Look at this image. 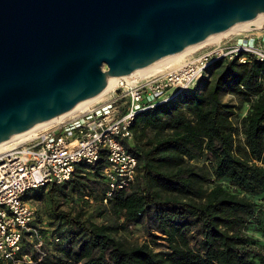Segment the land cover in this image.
I'll list each match as a JSON object with an SVG mask.
<instances>
[{
    "label": "trees",
    "instance_id": "1",
    "mask_svg": "<svg viewBox=\"0 0 264 264\" xmlns=\"http://www.w3.org/2000/svg\"><path fill=\"white\" fill-rule=\"evenodd\" d=\"M224 95L248 105L243 118ZM130 131L131 141L122 143L137 158V174L128 189L103 202L104 153L51 186L52 200L57 190L89 196L99 188L101 207L117 218L95 224L53 207L68 230L54 239L46 264H264V251L243 234L252 220L264 233V203L248 198L264 194V62H214L190 91L136 115ZM201 158L208 167L193 163ZM143 224L152 245L117 237ZM29 248L24 241L18 258Z\"/></svg>",
    "mask_w": 264,
    "mask_h": 264
},
{
    "label": "water",
    "instance_id": "2",
    "mask_svg": "<svg viewBox=\"0 0 264 264\" xmlns=\"http://www.w3.org/2000/svg\"><path fill=\"white\" fill-rule=\"evenodd\" d=\"M263 15L264 0H0V143Z\"/></svg>",
    "mask_w": 264,
    "mask_h": 264
},
{
    "label": "built area",
    "instance_id": "3",
    "mask_svg": "<svg viewBox=\"0 0 264 264\" xmlns=\"http://www.w3.org/2000/svg\"><path fill=\"white\" fill-rule=\"evenodd\" d=\"M251 59L264 62V37L258 41L253 31L240 32L175 69L120 80L106 99L90 110L74 113L0 152V261L33 264L47 255L39 226L34 225L35 210L24 199L26 194L64 185L78 165L92 166L104 153L106 164L101 174L107 187L106 203L136 178L137 158L122 143L131 141L130 126L136 115L190 91L214 62L245 64ZM247 108L245 105L241 118ZM24 241L32 245L35 259L31 253L18 258Z\"/></svg>",
    "mask_w": 264,
    "mask_h": 264
},
{
    "label": "rangeland",
    "instance_id": "4",
    "mask_svg": "<svg viewBox=\"0 0 264 264\" xmlns=\"http://www.w3.org/2000/svg\"><path fill=\"white\" fill-rule=\"evenodd\" d=\"M252 31H253L254 36L258 37V41L259 39L264 37V30L262 29L261 30H251V31L231 32V33L223 35L218 40L203 44L195 48L194 50L187 52L183 56H180L174 59V61L170 65H168L167 68H174L178 66L183 60L185 61L187 59L196 58L202 53L210 50L211 46L216 42L223 41L224 39L229 38V37L231 38L233 36H237V33H240V32H252ZM104 96H102V98H100L94 105L98 104L99 102L104 101L106 99V97ZM222 101L230 103L234 106H240L239 101L233 95H224L222 97ZM240 108L244 110L245 104L240 106ZM241 113L242 112H240V115ZM240 118H235L233 120L235 125L239 123ZM239 140H241V138H239ZM16 143H12L11 145H8L6 149H8L10 146ZM193 163H195L197 166H200V167L209 166V162L206 161L204 158H201L198 161L193 162ZM86 179L88 180L92 179L91 173L87 174ZM51 186L52 185L42 188V189L31 191L28 194H26L24 198L25 201L35 210L34 225L39 226V229H40L39 231L41 232V235L44 239L43 247L47 253V257L44 258L41 262L37 263L34 261L33 264H46V263L52 262L55 246L59 244V241H54V239H56L57 235H59L60 233L68 230V228L59 224L53 218L52 216L53 207H57L59 211L70 213L71 215L82 214L83 219L89 220L90 222H93L95 224L112 222L113 220L117 218L116 215L112 211L107 210L105 208L103 209L101 207V204L99 202L101 192L99 188L96 189L94 193L89 196L88 195L86 196L87 194L86 192L85 193L81 192L80 194H78V193L71 191L70 189H65L63 190V193H61L59 190H57L53 194V200H52L49 195V190L51 189ZM205 187L207 188L211 187V182L206 184ZM248 198H250L256 204L264 203V194L260 196H251V197L248 196ZM101 212L104 213L102 217L99 216V213ZM148 233H149V230L147 229L146 224H143V225H139L135 227H130L126 231L120 232L117 237L125 240L127 243L146 242L152 245V241ZM243 234H245L248 238H250L253 242H255L260 252L264 251V233L258 229V226L255 223H253V220L251 221L250 224H248L247 228L243 231ZM193 236L197 238V235H193ZM191 243L193 244V241ZM29 249H30V253L34 256V251L31 248ZM159 249L161 250L162 248L159 247ZM3 264H11V263H3Z\"/></svg>",
    "mask_w": 264,
    "mask_h": 264
},
{
    "label": "bare ground",
    "instance_id": "5",
    "mask_svg": "<svg viewBox=\"0 0 264 264\" xmlns=\"http://www.w3.org/2000/svg\"><path fill=\"white\" fill-rule=\"evenodd\" d=\"M263 24H264V15L263 16H256V17H254V18H252V19H250V20H248L246 22H243V23H240L238 25H235V26L227 29L226 31H223V32H221L219 34H216V35L208 38L207 40L203 41L202 43H200L198 45L183 49V50H181L180 52H178L177 54H175V55H173L171 57L159 60V61H157V62H155V63H153L151 65H148V66H146L144 68L136 70V71H134V72L122 77V78H117V82L108 83L107 87L105 88V90L101 94H99L98 96L75 105L74 107H72L71 109H69L68 111L63 113L62 115H60V116H58V117H56V118H54L52 120H48V121H46L45 123H43L41 125H38V126L33 127V128H30V129H28L27 132L18 134L16 136L12 137L11 139H8L6 141L1 142L0 143V152L6 150V147L8 145H11L12 143H16V142L20 143V142H24L26 140H29L30 138L34 137L35 133L38 130H41V129L47 128L50 125L59 123L60 121L68 118L69 116H71L74 113L84 112V111L90 110V108L93 107L94 104L100 98H102V96H104L107 92H109V91L111 92L112 90H114L116 88V86L118 85L119 81L122 80V79H129L130 80L131 78L146 77L148 75H151V74H154V73H157V72H161L162 70L166 69L168 67V65H170L174 61V59H176V58H178L180 56H183L187 52H189L191 50H194L195 48H197V47H199V46H201L203 44L218 40L223 35L231 33V32L261 30ZM178 66H176L174 68H168V69H175Z\"/></svg>",
    "mask_w": 264,
    "mask_h": 264
}]
</instances>
